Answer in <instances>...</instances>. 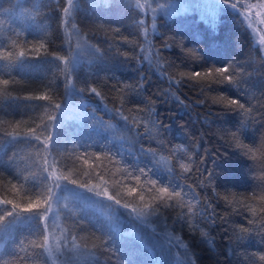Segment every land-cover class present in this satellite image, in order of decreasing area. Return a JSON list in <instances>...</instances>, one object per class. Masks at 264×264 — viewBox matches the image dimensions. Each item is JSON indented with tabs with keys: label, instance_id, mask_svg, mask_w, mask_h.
Listing matches in <instances>:
<instances>
[{
	"label": "trees",
	"instance_id": "16d2710c",
	"mask_svg": "<svg viewBox=\"0 0 264 264\" xmlns=\"http://www.w3.org/2000/svg\"><path fill=\"white\" fill-rule=\"evenodd\" d=\"M191 1L75 0L66 16L67 0H0V200L20 206L0 264H54L56 246L55 264H264V44L246 15L264 0L216 23L173 6ZM49 172L68 177L55 202ZM160 187L180 192L169 207ZM97 192L160 205L151 228Z\"/></svg>",
	"mask_w": 264,
	"mask_h": 264
},
{
	"label": "snow or ice",
	"instance_id": "6c2138e0",
	"mask_svg": "<svg viewBox=\"0 0 264 264\" xmlns=\"http://www.w3.org/2000/svg\"><path fill=\"white\" fill-rule=\"evenodd\" d=\"M239 4H240V0H215V2L214 3H210L208 5V7L210 9L211 14L214 17L215 13L217 11H222V10H225V9H230L233 12H236L238 7H239ZM67 5L68 6L63 9V11H64L66 16L69 15L71 10H73L76 7V2H75V0H67ZM140 6L141 5L139 4V0H137V7H140ZM160 7L164 8V5L161 4ZM247 7H249V8H264V3H260V4H256V5H247ZM257 14L259 15L260 13H257ZM96 51H99V50L97 49ZM20 55L24 56L25 54L23 52H21ZM55 59L56 60H62L63 59L64 64L67 66L65 68V72L73 70V65H74V62H75L74 58H73V61L71 63H70L69 60L64 59L61 56H56ZM214 71L216 73H219L221 76H223V74L228 72L229 69L228 68H216ZM196 75H200V73H197ZM225 79H228L229 82H231V78L230 77H225ZM3 83L4 84H8V81L5 80V81H3ZM80 91L83 92V91H85V89H80ZM90 92L93 93V94H96L97 96L100 95V93L97 92V88H95V87L90 88ZM27 99H33V97H27ZM36 99L48 100L49 98L47 96H40V97H36ZM228 103L230 105H236V106L240 107L241 109H243V105L239 104V102L237 100H235V99L229 100ZM55 107L57 109H60L61 105L60 104H56ZM50 119L53 120V121H57V117L56 116H50ZM59 126H60V122L59 121H57V123L55 125H53V127H55L56 129ZM45 130H47V129H45ZM35 139L36 140H40V136H36ZM52 140H53L52 135H48L47 137H45V139L43 141L44 151L47 152V151L50 150V147H51V143L50 142H52ZM21 142H23V141H21ZM97 159H99V157H97ZM85 163H87V160L85 161ZM140 171L143 172V169H140ZM48 176L53 177V182H52L51 186L46 187V192L48 193V199L50 201H54L55 202L56 190L60 186V181L61 180H68V177L67 176H63V175L57 176L55 174V172H49L47 177ZM69 183H71L73 185H76V186H78L80 188H85L86 187V185H84V184H78L76 180H71V181H69ZM155 183H156L155 180L151 181L152 185H155ZM129 191H133V189H129ZM155 191L159 195L157 197H154V199H159L161 201V204H162L163 207H169V205L167 204V202L164 199L165 194H166L167 198H169V199H171L173 197V195H175V196H179L180 195V192L175 191V190H173V192H169L168 187H160L158 189H155ZM95 195H97V196L106 195L107 196V200L112 201L115 206L127 210L129 212V215L132 218H134L135 222L138 225L146 227V228H151L150 217L152 215H154L155 213H157L159 211V207H160V205L153 206L152 204H146L143 207H130L128 203H121L120 199H117V198H115L112 195H107L106 192H104V193L97 192V193H95ZM140 199L143 200L144 197L141 196ZM0 205H4L5 208L8 209V210H6L7 216L12 218L11 220H8L5 223V222H3V218L0 217V232H3L6 229H8V228H10V227H12V226H14L16 224L17 220L19 219V213L15 212L14 210L20 208V206L18 204L14 203L11 200H0ZM7 205H11V208L10 209L7 208L6 207ZM36 205L39 206L40 202L36 201ZM33 210H34V205L31 204V203L26 208L20 209V211L27 212V213H32ZM46 211H47V209H46ZM113 212H114V210L110 208V216L111 217H115ZM37 215H39V214L37 213ZM46 219H47V217H46ZM55 219H56V217H55ZM55 219H54V221L52 220L51 226H54ZM108 226L113 232L120 233V231H121V229L117 226V224L109 223ZM153 231H155V229H153ZM131 234L132 233H129V235H131ZM58 251H59V246L48 247V249H47L48 256L53 259L54 264H55L56 259L58 258L55 255V253H57ZM185 255L187 256V254H185ZM187 259H188V264H193V261L191 260L190 257H188ZM260 259L264 260V256H261ZM97 264H98V262H97Z\"/></svg>",
	"mask_w": 264,
	"mask_h": 264
},
{
	"label": "rangeland",
	"instance_id": "374dc122",
	"mask_svg": "<svg viewBox=\"0 0 264 264\" xmlns=\"http://www.w3.org/2000/svg\"><path fill=\"white\" fill-rule=\"evenodd\" d=\"M139 0V4L141 6L148 5L151 6L153 0ZM209 1L207 0H199L198 2H187L183 4L175 3L173 6L176 8V10L183 11V10H194L196 13L205 15V14H211L210 9L208 7ZM164 5V4H163ZM137 6V3H136ZM164 9V8H161ZM218 12V11H217ZM216 12V13H217ZM215 13V14H216ZM257 13H260L259 15ZM247 17L250 18V22L252 23V27L257 34V37L259 39V43L261 42L264 44V21H263V12L261 9H254V11L251 14H246Z\"/></svg>",
	"mask_w": 264,
	"mask_h": 264
},
{
	"label": "bare ground",
	"instance_id": "6f19581e",
	"mask_svg": "<svg viewBox=\"0 0 264 264\" xmlns=\"http://www.w3.org/2000/svg\"><path fill=\"white\" fill-rule=\"evenodd\" d=\"M195 2H198V1H195ZM214 2H215V1H214ZM214 2H213V3H214ZM209 3H210V2H209ZM239 9H241V11H242L243 8L240 7ZM243 10H244V9H243ZM186 11L189 12L190 10H186ZM226 11H232V10H230V9L222 10V12H226ZM218 12H219V11H218ZM218 12H217V13H218ZM232 12H233V11H232ZM217 13H216V14H217ZM234 13H235V12H234ZM208 15L213 16L212 14H208ZM217 19H218L217 17H216V18H215V17H209V20L214 21L215 23H216Z\"/></svg>",
	"mask_w": 264,
	"mask_h": 264
}]
</instances>
